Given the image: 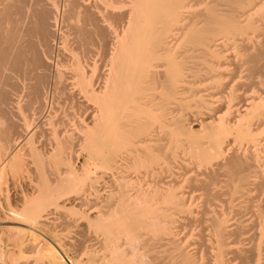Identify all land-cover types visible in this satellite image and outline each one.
I'll return each mask as SVG.
<instances>
[{
    "label": "bare ground",
    "instance_id": "6f19581e",
    "mask_svg": "<svg viewBox=\"0 0 264 264\" xmlns=\"http://www.w3.org/2000/svg\"><path fill=\"white\" fill-rule=\"evenodd\" d=\"M0 200V264H264V0H0Z\"/></svg>",
    "mask_w": 264,
    "mask_h": 264
},
{
    "label": "rangeland",
    "instance_id": "374dc122",
    "mask_svg": "<svg viewBox=\"0 0 264 264\" xmlns=\"http://www.w3.org/2000/svg\"><path fill=\"white\" fill-rule=\"evenodd\" d=\"M83 161H84V160H82V162H81V164H80V167H81V165L84 163ZM0 202H1V200H0ZM4 204H5V203H3V202L0 203V208H1L2 206H4L3 208H5V205H4ZM1 209H2V208H1ZM0 211H1V210H0Z\"/></svg>",
    "mask_w": 264,
    "mask_h": 264
}]
</instances>
